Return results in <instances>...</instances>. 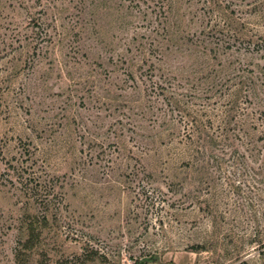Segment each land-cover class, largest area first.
I'll return each mask as SVG.
<instances>
[{
    "label": "rangeland",
    "instance_id": "rangeland-1",
    "mask_svg": "<svg viewBox=\"0 0 264 264\" xmlns=\"http://www.w3.org/2000/svg\"><path fill=\"white\" fill-rule=\"evenodd\" d=\"M141 262L264 264V0H0V264Z\"/></svg>",
    "mask_w": 264,
    "mask_h": 264
},
{
    "label": "trees",
    "instance_id": "trees-1",
    "mask_svg": "<svg viewBox=\"0 0 264 264\" xmlns=\"http://www.w3.org/2000/svg\"><path fill=\"white\" fill-rule=\"evenodd\" d=\"M28 230V229H27ZM28 235H30V231H29V234ZM29 239H30V237H29ZM139 264H146V262H141V263H139Z\"/></svg>",
    "mask_w": 264,
    "mask_h": 264
}]
</instances>
